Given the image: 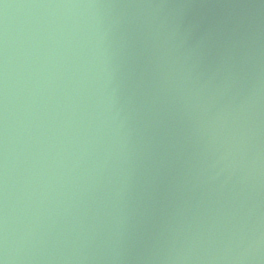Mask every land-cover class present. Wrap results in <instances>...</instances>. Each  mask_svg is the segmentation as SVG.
I'll return each instance as SVG.
<instances>
[{"label": "water", "instance_id": "water-1", "mask_svg": "<svg viewBox=\"0 0 264 264\" xmlns=\"http://www.w3.org/2000/svg\"><path fill=\"white\" fill-rule=\"evenodd\" d=\"M5 264H264V0H0Z\"/></svg>", "mask_w": 264, "mask_h": 264}, {"label": "clouds", "instance_id": "clouds-1", "mask_svg": "<svg viewBox=\"0 0 264 264\" xmlns=\"http://www.w3.org/2000/svg\"><path fill=\"white\" fill-rule=\"evenodd\" d=\"M0 264H5V260L0 259Z\"/></svg>", "mask_w": 264, "mask_h": 264}]
</instances>
